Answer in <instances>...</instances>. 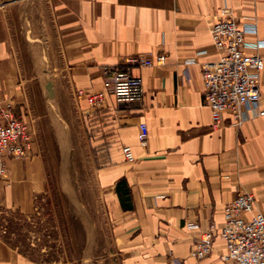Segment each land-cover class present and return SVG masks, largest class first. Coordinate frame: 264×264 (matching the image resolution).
<instances>
[{"label": "crops", "instance_id": "0c3cea01", "mask_svg": "<svg viewBox=\"0 0 264 264\" xmlns=\"http://www.w3.org/2000/svg\"><path fill=\"white\" fill-rule=\"evenodd\" d=\"M21 1L0 0V104H12L30 120L38 92L24 64V41L28 35L57 40L61 77L77 90L98 162L117 264H232L220 257L226 252L221 237L202 259L191 250L211 224H223L224 207L238 193L254 196L256 210L264 211V114L246 107L244 122L236 125L226 112L213 128L202 72L219 59L211 26L230 16L247 28L245 51L264 53V0H47L51 24L17 26ZM48 48L46 62H57ZM138 55L154 59L132 65L143 79V100L124 103L112 94L97 104L88 100V92L103 87V67ZM259 79L258 109L264 110V70ZM141 122L149 128L147 146L139 141ZM124 146L135 161L125 158ZM35 149L26 158L7 159L0 211L36 207L44 170ZM118 184L130 191L125 205ZM0 264L63 263L38 261L0 237Z\"/></svg>", "mask_w": 264, "mask_h": 264}, {"label": "rangeland", "instance_id": "374dc122", "mask_svg": "<svg viewBox=\"0 0 264 264\" xmlns=\"http://www.w3.org/2000/svg\"><path fill=\"white\" fill-rule=\"evenodd\" d=\"M17 6V26L52 22L47 0H22ZM28 36L24 64L36 76L38 92L30 122L44 186L34 193L32 212L0 211V237L38 261L117 264L105 193L96 178L98 162L78 110L77 90L61 77L57 40ZM46 45L57 62H46Z\"/></svg>", "mask_w": 264, "mask_h": 264}, {"label": "built area", "instance_id": "2783aa9c", "mask_svg": "<svg viewBox=\"0 0 264 264\" xmlns=\"http://www.w3.org/2000/svg\"><path fill=\"white\" fill-rule=\"evenodd\" d=\"M246 31L247 28L241 26L235 16L221 19L211 26L219 59L205 67L202 73L213 128L221 126L226 112L231 113L236 125L244 122L246 107L252 108L256 115L264 114V110L258 109L262 96L259 74L264 70V53L245 51ZM164 57L158 55L156 61L162 62ZM153 62V58L138 55L123 64L103 67V87L88 92V100L97 104L110 94L124 103L143 100V79L132 73V65H151ZM148 138V125L141 122L140 144L147 146ZM34 144L30 120L18 115L12 104H0V178L7 174V159L32 155ZM123 152L128 161H135L131 147L124 146ZM217 237H221L226 245V252L220 256L223 260L232 264H264V211L256 210L254 196L240 192L227 203L223 224L220 227L211 224L196 240L191 255L198 259L208 256Z\"/></svg>", "mask_w": 264, "mask_h": 264}, {"label": "trees", "instance_id": "16d2710c", "mask_svg": "<svg viewBox=\"0 0 264 264\" xmlns=\"http://www.w3.org/2000/svg\"><path fill=\"white\" fill-rule=\"evenodd\" d=\"M118 192H119V194L121 195V197H122V203H124V205H125V201H126V199H125V197H127L128 199L127 200H129L130 199V197H131V195H130V191L129 190H124V191H121V189L119 188V184H118ZM126 206H130V205H127L126 204Z\"/></svg>", "mask_w": 264, "mask_h": 264}]
</instances>
